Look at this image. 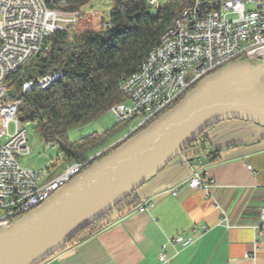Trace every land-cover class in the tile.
I'll return each mask as SVG.
<instances>
[{"label": "built area", "instance_id": "1", "mask_svg": "<svg viewBox=\"0 0 264 264\" xmlns=\"http://www.w3.org/2000/svg\"><path fill=\"white\" fill-rule=\"evenodd\" d=\"M146 2L153 11L158 10L156 0ZM78 20L79 17L74 20L47 17L42 13L40 0H0V231L41 206L86 171L93 156L105 157L128 137H134L158 120L209 75L236 61L264 60V0H229L227 4H220V0H195L191 14H186L174 31L162 39L157 54L139 77L121 91L125 101L110 109L120 124L129 127L128 133L110 148H103V154L69 164L63 178L46 181L50 169L35 173L18 161V157L32 150L28 132L18 117L22 100L9 96L8 80L46 49V37L76 26ZM168 41H175V48H168ZM59 77L53 72L26 81L22 93L34 87L46 90ZM141 107H148V114H141ZM12 122L15 123L13 134ZM38 183H47L43 197H36ZM190 185L209 197L214 182L195 173ZM148 209L145 204L139 212ZM261 222L264 226V207ZM221 223L231 226L224 212ZM207 231V227L202 228V232ZM193 242L192 238L183 236L171 241L182 249ZM160 259L165 260L164 254Z\"/></svg>", "mask_w": 264, "mask_h": 264}, {"label": "crops", "instance_id": "2", "mask_svg": "<svg viewBox=\"0 0 264 264\" xmlns=\"http://www.w3.org/2000/svg\"><path fill=\"white\" fill-rule=\"evenodd\" d=\"M208 138L217 157H179L136 192L137 208L43 264H264V128L228 120ZM195 173L214 182L209 197L191 187ZM178 236L194 242L182 249L171 243Z\"/></svg>", "mask_w": 264, "mask_h": 264}, {"label": "trees", "instance_id": "3", "mask_svg": "<svg viewBox=\"0 0 264 264\" xmlns=\"http://www.w3.org/2000/svg\"><path fill=\"white\" fill-rule=\"evenodd\" d=\"M111 1L110 21L99 20L95 24L89 19L91 13L82 11L90 0H60L52 12L64 15L63 20L79 17L77 25L46 37V49L8 80L9 96L22 100L18 117L23 125L32 124L41 140L56 144L70 164L85 161L104 148L110 134H92L71 142L68 131L125 101L120 87L123 77L142 67L174 19L195 3L167 0L165 6L153 11L146 0ZM53 72L60 77L48 89L34 87L22 93L24 82ZM214 127L205 131L183 155L190 159L202 155L217 157L219 151L209 150L208 133ZM216 157L211 161L216 162ZM138 205L134 193L82 230L64 249L75 247L107 228L114 213L122 217Z\"/></svg>", "mask_w": 264, "mask_h": 264}, {"label": "water", "instance_id": "4", "mask_svg": "<svg viewBox=\"0 0 264 264\" xmlns=\"http://www.w3.org/2000/svg\"><path fill=\"white\" fill-rule=\"evenodd\" d=\"M228 120L264 128V60H241L203 79L150 126L0 231V264H43Z\"/></svg>", "mask_w": 264, "mask_h": 264}, {"label": "rangeland", "instance_id": "5", "mask_svg": "<svg viewBox=\"0 0 264 264\" xmlns=\"http://www.w3.org/2000/svg\"><path fill=\"white\" fill-rule=\"evenodd\" d=\"M166 3L167 0H160V7L165 6ZM111 9V0H90L88 5L84 7L82 11L90 12L91 17H89V19L92 23L96 24L99 20L109 22ZM118 123L119 122L116 116L109 110L89 123L70 129L68 131V138L71 142H74L92 134L102 135L109 132L110 136L104 148H110V145L114 144L129 131V127L127 125L121 124L120 126H117ZM24 127L28 132L32 152L18 157L19 163L23 167L32 170L35 173L50 169L51 173L46 181H49L63 173L70 163L64 160L57 145L42 141L39 135L35 132L32 124H26ZM10 132L11 134L15 132V123L13 122L10 124ZM52 146H56V149L53 150ZM118 147L119 146L116 148ZM99 152H102L103 154V148L97 153ZM97 153L93 155H96ZM93 159L95 160L96 157ZM201 159L203 160L204 156H200L198 161Z\"/></svg>", "mask_w": 264, "mask_h": 264}, {"label": "bare ground", "instance_id": "6", "mask_svg": "<svg viewBox=\"0 0 264 264\" xmlns=\"http://www.w3.org/2000/svg\"><path fill=\"white\" fill-rule=\"evenodd\" d=\"M59 1L60 0H40V8H41V10H42V13H44V14H46V16L47 17H50V18H59V19H64L65 18V16L64 15H59V16H57L56 14H54L53 12H52V8L54 7V6H56V5H58L59 4ZM227 2H229V0H220V4H227ZM156 4H158V8L160 7V0H156ZM186 14H191V7L190 8H188V9H186L185 11H183L178 17H176L175 19H174V21L172 22V24L169 26V28L164 32V34L162 35V37H161V40H160V42L162 41V39H165L166 38V36L168 35V33L169 32H173L174 31V28L178 25V24H180V22L182 21V19L186 16ZM160 45V44H159ZM159 45H157L156 47H154L153 48V50L150 52V54H149V56H148V58H147V60H146V62L142 65V67L136 72V73H134V74H132V75H130V76H125V77H123V79H122V82H121V90L123 91L124 89H128L129 88V82H131L132 81V79H135V78H137V77H139V74H140V72L142 71V69L144 68V67H146V64L147 63H150V61L152 60V56L154 55V54H157V50H158V46ZM168 48H175V41H168ZM187 94H185L184 96H183V98L186 96ZM179 103V102H178ZM141 114H148V107H141ZM152 123H154V122H151V124ZM150 124V125H151ZM149 125V126H150ZM139 132H141V131H138L136 134H138ZM132 137H128L127 138V140H125V142L126 141H128L129 139H131ZM124 142V143H125ZM121 145L123 144V143H120ZM120 145V146H121ZM102 154V152H99V153H97L96 155H101ZM96 157V159L94 160L93 158H95ZM103 158V156H93L92 157V159H93V164L95 163V162H97L98 161V159L99 158ZM101 158V159H102ZM100 160V159H99ZM92 164V165H93ZM66 169H67V167H66ZM65 169V170H66ZM64 177V172L63 173H61L60 175H58L57 177H55V178H63ZM47 192V183H38V184H36V197H43L44 196V193H46Z\"/></svg>", "mask_w": 264, "mask_h": 264}]
</instances>
